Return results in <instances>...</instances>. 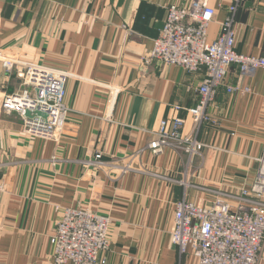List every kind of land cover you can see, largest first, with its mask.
Here are the masks:
<instances>
[{
  "label": "crops",
  "instance_id": "crops-1",
  "mask_svg": "<svg viewBox=\"0 0 264 264\" xmlns=\"http://www.w3.org/2000/svg\"><path fill=\"white\" fill-rule=\"evenodd\" d=\"M190 1L0 0V58L68 75L58 141L35 140L2 106L4 95L27 88L0 62V264H54L57 209L76 206L111 220L104 264H195L170 241L175 204L208 207L218 193L251 187L264 150L262 69L241 76L237 65L229 67L206 108L211 121L197 134L207 145L200 156L190 162L173 146L157 155L148 148L162 120L184 119V135L194 129L187 110L199 103L203 73L142 62L168 7ZM230 3L209 1V41ZM234 27V50L264 57V0L243 2ZM237 85L249 92L227 93Z\"/></svg>",
  "mask_w": 264,
  "mask_h": 264
},
{
  "label": "built area",
  "instance_id": "built-area-1",
  "mask_svg": "<svg viewBox=\"0 0 264 264\" xmlns=\"http://www.w3.org/2000/svg\"><path fill=\"white\" fill-rule=\"evenodd\" d=\"M209 1L191 0L187 6L170 5L159 36L142 58L144 65L156 61L180 67L188 73H203L197 88L199 103L187 110L194 129L184 135V119L178 117L171 123L162 120L155 140L148 146L154 155L173 146L190 162L200 156L207 145L198 140L197 134L203 124L211 121L206 108L224 84L229 67L237 65L241 76L264 70V57L245 56L234 50L235 15L246 0H231L221 31L213 41L208 40V31L215 10ZM0 62L5 70L15 72L27 88L17 94L4 95V110L21 117L23 133L28 138L58 141L68 113L65 105L67 73L20 58L4 57ZM232 92L246 93L249 89L240 85L227 87V93ZM26 112H30V118L25 116ZM35 112L45 114L46 118ZM99 158L100 154L96 155V159ZM259 161L253 184L249 189H242L239 195L218 193L208 207L186 200L175 204L170 241L181 257L188 255L195 264H258L264 246V150ZM230 199L236 200L235 206L230 204ZM57 210L56 231L50 239L56 264H98V252L109 249L110 218L80 206Z\"/></svg>",
  "mask_w": 264,
  "mask_h": 264
},
{
  "label": "rangeland",
  "instance_id": "rangeland-1",
  "mask_svg": "<svg viewBox=\"0 0 264 264\" xmlns=\"http://www.w3.org/2000/svg\"><path fill=\"white\" fill-rule=\"evenodd\" d=\"M257 175V174H256ZM253 184V183H252ZM82 208H86L87 209V207H82ZM60 209V208H59ZM88 209H90V208H88ZM91 210V209H90ZM91 211H93V210H91ZM93 212H95V211H93ZM101 215V214H100ZM103 216H105V215H103ZM106 217H108V216H106ZM55 231H56V229H55ZM55 234V233H54ZM109 240H110V235H109ZM110 245H111V241H109V247H110ZM106 253V251H99L98 252V255H97V263L98 264H104L105 263V258L103 257L104 256V254ZM53 262H54V264H56V262H55V258H54V250H53ZM66 264H71V263H66Z\"/></svg>",
  "mask_w": 264,
  "mask_h": 264
},
{
  "label": "water",
  "instance_id": "water-1",
  "mask_svg": "<svg viewBox=\"0 0 264 264\" xmlns=\"http://www.w3.org/2000/svg\"><path fill=\"white\" fill-rule=\"evenodd\" d=\"M35 115L41 116L43 119L46 118V115L45 114H41L39 112H35ZM25 116L28 117V118H30L31 117L30 112H26V115Z\"/></svg>",
  "mask_w": 264,
  "mask_h": 264
}]
</instances>
